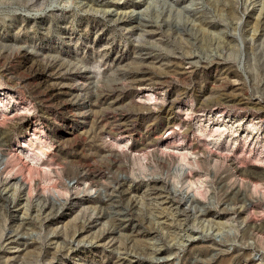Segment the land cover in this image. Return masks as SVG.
<instances>
[{"label": "rangeland", "instance_id": "374dc122", "mask_svg": "<svg viewBox=\"0 0 264 264\" xmlns=\"http://www.w3.org/2000/svg\"><path fill=\"white\" fill-rule=\"evenodd\" d=\"M0 264H264V0H0Z\"/></svg>", "mask_w": 264, "mask_h": 264}, {"label": "bare ground", "instance_id": "6f19581e", "mask_svg": "<svg viewBox=\"0 0 264 264\" xmlns=\"http://www.w3.org/2000/svg\"><path fill=\"white\" fill-rule=\"evenodd\" d=\"M144 19H146V18L144 17Z\"/></svg>", "mask_w": 264, "mask_h": 264}]
</instances>
